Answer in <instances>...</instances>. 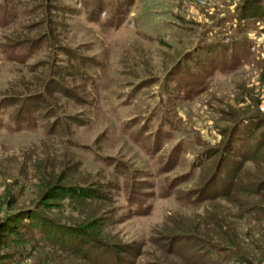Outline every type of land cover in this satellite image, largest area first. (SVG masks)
I'll use <instances>...</instances> for the list:
<instances>
[{"label": "rangeland", "instance_id": "obj_1", "mask_svg": "<svg viewBox=\"0 0 264 264\" xmlns=\"http://www.w3.org/2000/svg\"><path fill=\"white\" fill-rule=\"evenodd\" d=\"M27 210L102 244L26 228L1 264H264V0H0V218Z\"/></svg>", "mask_w": 264, "mask_h": 264}, {"label": "trees", "instance_id": "obj_2", "mask_svg": "<svg viewBox=\"0 0 264 264\" xmlns=\"http://www.w3.org/2000/svg\"><path fill=\"white\" fill-rule=\"evenodd\" d=\"M95 193L94 188L90 186L68 187L55 183L43 190V195L39 202L50 205L61 196L69 195L80 199L85 196H94L96 195ZM44 219L34 210L6 213L0 218V247L20 243V240L24 237L23 231L26 228L30 230L32 227L37 228L38 236H41V238L56 245V247L80 256L86 261L91 259L89 247L102 244L101 240L96 237L95 220L68 227L63 224H57L52 220L47 219L45 221ZM89 243H91L90 246H87ZM4 258V255H0V261ZM94 261L91 260V264H95Z\"/></svg>", "mask_w": 264, "mask_h": 264}]
</instances>
